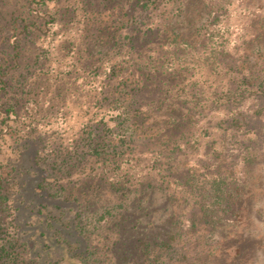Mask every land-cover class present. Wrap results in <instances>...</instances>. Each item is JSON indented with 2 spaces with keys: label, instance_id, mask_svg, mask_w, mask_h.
Returning a JSON list of instances; mask_svg holds the SVG:
<instances>
[{
  "label": "trees",
  "instance_id": "obj_1",
  "mask_svg": "<svg viewBox=\"0 0 264 264\" xmlns=\"http://www.w3.org/2000/svg\"><path fill=\"white\" fill-rule=\"evenodd\" d=\"M200 1L205 17L182 34L167 17L185 0H0V264H40L22 238L31 215L79 242L76 264H103L72 204L96 178L121 200L139 192L140 207L157 190L169 203L133 243L134 264L248 254L249 167L264 154V54L249 46L264 41V0ZM80 93L90 104L74 131Z\"/></svg>",
  "mask_w": 264,
  "mask_h": 264
},
{
  "label": "rangeland",
  "instance_id": "obj_2",
  "mask_svg": "<svg viewBox=\"0 0 264 264\" xmlns=\"http://www.w3.org/2000/svg\"><path fill=\"white\" fill-rule=\"evenodd\" d=\"M185 2L183 10L178 13H174L171 9L175 7L170 5L171 12L169 11L167 17V20L173 24L176 22L178 25L183 24L182 34L191 32L194 26L200 25L202 18L205 17V15L202 17L199 14L203 6L200 0H185ZM252 2L259 4L261 0H252ZM201 12L204 14L203 11ZM151 14L152 18H147ZM157 14L156 10L147 13L142 19L146 22L156 21ZM259 44L262 45L263 50H261ZM157 47L158 43L154 40L145 50L153 51ZM250 49L253 50L251 56L255 60L260 54H264V41L253 42L249 46ZM76 99L77 101L71 105L74 116L70 119V123L76 125L74 131H77V129L81 131L79 128L82 126L84 108L87 106L86 104H90V101H87L86 95L83 93H80ZM214 136H217V134H214ZM187 163L190 166L192 165L190 160ZM256 163L249 167L253 171V180L251 181L253 187L249 198L250 211L247 213L249 225L243 227V230L239 232L240 235L243 234L247 237L244 241H241L240 245L243 249H246L248 254L234 257L231 260L225 257L219 258L215 264H264V154L259 155ZM77 190L79 195L76 196V200L72 204H75L76 208L82 211V223L85 230H87L85 234L89 237L90 245L92 244L90 249L93 256L100 258L103 264H134V256L131 250L140 232L145 228L150 229L154 223L156 226L167 220L172 212L171 208L166 209L169 203H167L163 193L158 190L150 195L151 202L146 204L147 207H140L137 204L140 194L134 190L127 192L122 197V205L119 193L112 189L110 181L106 179H93L89 183L79 186V189L75 188V194ZM187 209L179 213L184 215L183 226H187V221L193 216V211ZM106 210H111L112 215L102 216ZM75 214V220L78 221L79 218ZM20 220L25 223L22 217H20ZM41 220L40 216L31 215L28 223V233L22 235V238L31 246L37 260L40 264H46L44 260L65 259V263L74 264L75 261L70 259V254L73 253V255L79 256L77 254L79 250L75 251L79 247V242L66 243L64 241L66 237L63 233L56 234L61 243L54 240L55 235L51 231L42 234ZM66 221L67 218L64 222ZM215 238H218V232Z\"/></svg>",
  "mask_w": 264,
  "mask_h": 264
}]
</instances>
